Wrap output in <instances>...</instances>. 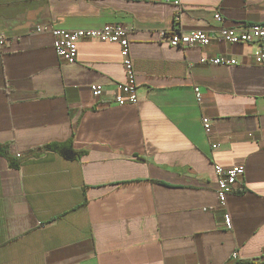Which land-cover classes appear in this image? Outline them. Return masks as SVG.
Returning <instances> with one entry per match:
<instances>
[{"label": "crops", "instance_id": "0c3cea01", "mask_svg": "<svg viewBox=\"0 0 264 264\" xmlns=\"http://www.w3.org/2000/svg\"><path fill=\"white\" fill-rule=\"evenodd\" d=\"M215 12L225 26L264 23V0H0V264H229L234 252L237 264H264L258 45L163 37L211 31ZM107 23L129 29L136 104L113 101L118 43L83 39L69 63L48 31L34 32ZM219 55L238 63L200 61ZM65 142L82 154L42 148ZM215 164L245 167L226 208Z\"/></svg>", "mask_w": 264, "mask_h": 264}, {"label": "built area", "instance_id": "2783aa9c", "mask_svg": "<svg viewBox=\"0 0 264 264\" xmlns=\"http://www.w3.org/2000/svg\"><path fill=\"white\" fill-rule=\"evenodd\" d=\"M217 27L211 31L202 29H191L187 31H174L164 33L163 37L172 47H194L208 45L213 40H223L227 43H255L258 48L254 51V59L257 64L264 65V23L248 22L236 26L223 25V17L215 12L213 14ZM48 31L52 36V47L56 55L66 62H74L77 55V45L83 39H93L100 42H115L120 46L122 56V65L124 67L125 78L116 83V92L113 101L117 105L136 104L138 101L137 85L134 76L131 41L129 29L122 23H107L97 28H76L64 29L52 26H36L34 32ZM6 38L0 35V45L4 44ZM200 61L213 65H232L238 61L234 57L219 55L215 57H201ZM195 95L200 100L199 88L195 87ZM90 91L95 98H100L103 93L101 84L93 83L90 85ZM204 130L211 131V124L208 117L201 119ZM213 149L219 145L213 143ZM20 156V154H17ZM245 172L242 164H235L230 167L214 165L216 196L219 204L226 208L227 195L235 189L239 179ZM224 222L227 228H231V218L228 212L224 215ZM237 253L230 256L229 264H237Z\"/></svg>", "mask_w": 264, "mask_h": 264}, {"label": "trees", "instance_id": "16d2710c", "mask_svg": "<svg viewBox=\"0 0 264 264\" xmlns=\"http://www.w3.org/2000/svg\"><path fill=\"white\" fill-rule=\"evenodd\" d=\"M42 148L58 151L60 154H62L66 158H74L77 155L82 154V151H76L72 148L71 142L49 143V144L42 146ZM0 153L7 155L6 144L0 145ZM12 165H16V162L12 161Z\"/></svg>", "mask_w": 264, "mask_h": 264}]
</instances>
